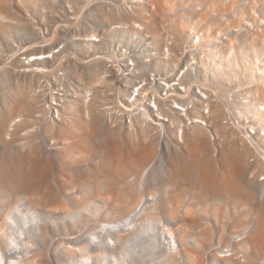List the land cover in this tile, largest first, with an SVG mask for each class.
I'll return each instance as SVG.
<instances>
[{
    "label": "bare ground",
    "instance_id": "6f19581e",
    "mask_svg": "<svg viewBox=\"0 0 264 264\" xmlns=\"http://www.w3.org/2000/svg\"><path fill=\"white\" fill-rule=\"evenodd\" d=\"M88 1L0 0V198L13 190L14 194L16 192L22 194L16 196L22 198L24 195L26 200L21 202L14 197V200L8 199L12 200L11 202L16 201L14 204L9 202L13 206L7 205L8 200L4 202L7 206L0 205V264H47L42 260L40 253L28 250L50 222V219L44 215L43 219H38L39 216H36V209L43 210L46 203L43 205L46 197H43L44 199L41 198L42 196L38 197L37 192L38 178L41 176L42 179L45 178L43 176L46 169L39 161V158L42 159L39 138L37 139L39 133L51 144H55V134L62 135L63 138L57 140L61 145L56 144V147L52 148L68 150L78 158L82 156L80 159H85L87 153L91 151L93 153L94 143L99 140L104 148L102 153L106 152L107 155L113 148H124L125 153L116 160L111 150L110 156L108 155V161L113 156L110 165L105 163V160L104 164L98 163L99 165L93 162L91 165H94L92 166L94 170L90 169L94 171L90 172L92 175L90 178L95 181L96 187L104 184V198L114 205L121 202L129 203L128 200H132L130 196L140 184V176L143 173L140 171L151 161L153 151L155 152L158 146H162L163 139L168 138L175 148L184 150L182 155L172 159V166L170 165L167 174L166 171L164 172L165 181L176 184L188 178L196 184L216 179L209 156L205 158V155H207L206 151L210 150L209 147H212L211 151L214 153L219 152L221 150L219 148H223L220 145L224 144L226 149L219 152L220 158H217V161L229 160V164L231 163L237 170L241 169L240 165L244 163L245 155L248 159L245 157L246 164L242 166L247 167L245 169L248 176L245 179H236V175L231 176L233 179L226 185L223 183L225 186H222L226 187V190L229 189L233 205L234 201L240 199L243 206H250L248 208H251L253 201L258 206L255 208L253 204L255 211L251 209L253 210L251 212L248 209L250 210L248 214H244L245 218L250 215V222L244 224L242 223L244 219L241 223L239 221L242 225V229L237 232L240 237L238 239L236 236L233 239L235 243H239L235 244L236 247L232 245L235 249L240 246L245 254L248 248H256V251L263 248L264 0ZM59 3L67 8L65 10L70 17L73 16L66 20L67 23L69 20V26L66 23L56 24L58 21L55 20V25L50 26L53 27V31L49 28L45 29V26L49 25L45 19L38 18V15L44 16L42 13H46L43 10L47 7L51 9L50 13L53 12L54 5ZM247 9L249 11L245 12ZM34 15H37L36 20ZM78 18L82 23L73 27L74 21ZM86 20L89 23L87 25ZM261 22L263 24L260 25ZM115 24L126 27L128 31L115 32L112 29ZM70 25L72 28L62 34L65 37L62 39L59 37L60 40L52 45V37H56L59 29L71 27ZM135 26H142L143 33L152 37L154 42H150L151 45H160L164 37L170 40L164 42L168 51L173 52L171 60L166 57L165 62L152 61L149 65H145L144 69L149 66L148 70L159 72L165 64L169 66L175 64V67L179 68L181 62L179 64L177 61L181 60L182 56L178 58L177 51L180 53L184 50L185 42L192 50L188 55L194 56L192 58L197 60L201 68L205 84L200 86L201 84L197 83L196 86H192V82L190 83L189 78H185L184 75L182 83L175 86L168 79L171 78L168 75L157 81V77L153 79L150 74L139 75L132 71L133 75L126 76L127 82L116 91L111 79L114 74H110L112 71L107 68L108 62H104L106 56L102 55L101 47L109 46L112 42L118 48L121 47L123 40H129V37L121 40L124 38V33L135 37L137 34L134 30ZM93 36L101 37V44L95 43ZM118 37L119 40L115 41L114 39ZM180 37H183L181 45ZM143 39L145 37H142L141 43L137 46L141 48L147 46V42ZM154 50L156 53H152L153 56L160 58V54L157 53L159 50ZM67 52L74 58L66 55ZM138 57L139 63L145 61L143 56ZM183 67L182 63L181 69ZM137 78L146 82L144 87L139 89ZM233 80H238L240 86L238 89L232 91L223 86L226 82L232 83ZM76 83L81 85V88L75 87L78 86ZM111 89H114L113 96L107 99L99 96V93L111 92ZM95 93L97 95H94ZM172 94L175 96V101L172 104L167 103L166 100H173L174 97L170 96ZM96 101H98L97 106ZM117 101L120 102L121 111L125 112L123 121L112 120L116 118L118 112L106 108ZM234 115L236 118L239 117L240 121L232 124L231 121L235 122ZM108 117L110 122L106 120ZM22 125L24 132L20 136L15 131L20 130ZM101 126L106 128V131H101ZM67 142L70 144L68 148L65 146L66 149L64 145ZM178 142L182 145L179 146ZM209 143L213 145L208 146ZM216 144H219L218 147L215 146ZM12 145L15 147L14 150ZM250 157L254 159L251 161ZM195 164L199 170L194 167ZM108 165L111 166L110 169ZM261 171L263 178L259 179L257 185L252 186L250 179L246 181L250 174L253 177H261V174H258ZM44 190L47 192L48 188L47 191L46 188ZM150 193L145 190L140 191L137 198L134 196L136 200L133 203L126 204V212L121 218L98 221L96 229L91 234L84 236L83 241L74 239L70 250L67 251L66 248V251L70 256L75 255L74 257L82 251H87L95 254L101 261L113 259L111 262L114 264H124V261L120 260L126 258L135 262L152 257L153 250H160L163 245L165 246L164 241L171 238L180 246L175 256L184 255L188 260L194 261L196 256L193 247L189 245L190 242H186V238L199 229L196 219L198 214L195 217L192 204H188L180 211L181 198L176 193L163 198L162 210H159L161 207L158 208L157 203L158 206L148 205L149 198L154 195L153 192V195ZM14 194L12 196H15ZM2 199L0 203L3 202ZM49 204L53 206L55 202L53 205ZM233 205L231 209L235 211ZM117 206L121 208L123 205ZM48 207L50 210V205ZM225 209L226 207L217 211L219 215H216L224 216ZM245 209L244 212L247 211ZM206 214L208 215V212ZM233 214L234 217L238 216L235 212ZM161 215L168 218L167 224L165 221L166 227L163 226L162 230L164 237L155 226L160 222ZM207 229H205L206 233L210 230ZM199 234L198 236L202 237L201 232ZM206 241L205 239L204 243ZM202 242L201 240L200 243ZM195 243L197 244L196 239ZM207 243L206 245H209L208 241ZM197 247L196 252L201 249L198 244ZM229 251L222 250L226 254ZM262 251L264 252L263 249ZM161 252L164 250L162 249ZM216 253L218 254V251ZM233 254H229L228 257ZM221 257L225 256L221 254ZM73 260L75 262L76 258ZM111 262L108 261L107 264H113ZM156 263L159 261L157 260ZM225 263L228 261H223V264Z\"/></svg>",
    "mask_w": 264,
    "mask_h": 264
},
{
    "label": "rangeland",
    "instance_id": "374dc122",
    "mask_svg": "<svg viewBox=\"0 0 264 264\" xmlns=\"http://www.w3.org/2000/svg\"><path fill=\"white\" fill-rule=\"evenodd\" d=\"M45 7H47V6H45ZM53 8H54L53 12H51V13L49 12V11H51V9L48 7L43 10L48 14V17H47L46 13H42V14H44V16H46V18H44V16L39 17V15H38V18H42V20L45 19V21L48 23L47 25H49V26H45V29H47V28H49V30L52 29L53 27H50V26L55 25V23H54L55 20L58 21V23H56V24H65L66 23L69 26V24H68L69 20H68V23L66 21L70 17L66 13L67 8H64V6L61 5L60 3L54 5ZM248 11L249 10L247 9L245 12H248ZM25 14H27V13H25ZM35 16H37V15H34V17ZM71 17H73V16H71ZM79 17L82 18L81 15H79ZM36 19H37V17L34 18V20H36ZM47 19H49V20H47ZM79 19L80 18H78L77 20L74 21L73 27L76 25L79 26V24L82 23ZM50 21L53 23H51ZM86 21L87 22L85 24L86 25L89 24L88 20H86ZM40 26H38V27H40ZM68 26H66L65 28L64 27L60 28L59 29L60 33L58 32V34H56V37H54L55 39L52 37V41H51L53 43L52 45H54L60 39L65 37V35L62 36V34L65 32H68V30H70L72 28L71 25H70L71 27H68ZM52 31H53V29H52ZM59 37H60V39H59ZM182 39H183V37L182 38L180 37V45L182 44L181 43ZM69 52H67L66 55H70L71 57L74 58V56L72 54H70ZM111 79H112V83H113L114 77H112ZM76 84L81 88V85H79L78 83H76ZM110 86L112 87L113 85H110ZM223 86L226 89L227 88L229 90L231 89L232 91L236 90L240 87V86H238V80H236V81L233 80L232 83H230V84H228L226 82V84H223ZM107 88H109V87H107ZM94 95H97V93H95ZM97 99L99 101L98 97H97ZM98 101L95 102L96 106H97ZM95 105H93V106H95ZM93 108H97V107H93ZM234 118H235V120H234L235 122L231 121L230 123L233 124V123H237V121H240L239 117L236 118L235 115H234ZM240 124H241V122H240ZM233 126L235 127V124ZM22 128H23V125L21 126V129ZM29 128H31V126ZM21 129L18 131H15V132H17V134L19 133L18 135H20V136L24 132V130L22 129L23 131H21ZM101 129H102L101 131H106V128H103V126H101ZM121 133H123V132H121ZM38 135L40 136V137L37 136V139L39 138L38 143H40V145H39L40 150H41L40 156L42 158V159L39 158V161L42 162V164H40L41 162H39V164L42 166L44 165V168H46L45 174L43 176L45 178L42 179L41 178L42 176L38 178V183H39L38 184V190H37L38 197H41V196H42L41 198L46 197L45 199L43 198L44 199L43 205L46 202L44 206H47L49 203H52V205H53L54 202H55V204L53 206H51V204H49L50 210H48L49 205L47 206V208L42 205L44 208L43 210L36 209V214H37L36 216L41 217V218L38 217V219H43L46 216L47 218L50 219V222L47 225V228H45L44 231L42 232V235L37 239V241L34 242V244L32 246L30 245L29 249L28 248L27 249L33 253H40L42 255V260L45 263H47V264H50V263L51 264H72V263H74V264H107L108 261L111 262L113 259H104L101 261L95 254H93L91 252L88 253L87 251H82L81 252L82 254L79 253L78 255H76L77 257H74L75 255L70 256L67 251L70 250L69 248L71 247V242H73L74 239L79 240V241H83V239L87 235L91 234L96 229V225H97L98 221L103 220V219L106 221H112V220H117V219L121 218L124 215V213L126 212V209H125L126 204L129 205V203H131V202L133 203L134 200H136L135 198H137L138 193L140 191L145 190V192L149 191V192H151L150 194H152V192L154 194V195L152 194L153 196L149 198L148 205H154V204L156 205V203H157L159 205V206L156 205V206H158V208H160L162 206L161 203L164 201L163 198H166L168 196H171V194H176V193L178 195H180V198H181L180 199V201H181L180 211L184 207H186L188 204H192L195 217H196V214H198L197 215L198 218L196 217V219H197V224H198L199 229H197V231H194L193 234L189 235V237L186 238V242L187 243L190 242L189 245L193 247V251H194L193 253L196 256L195 259L196 258L197 259L196 260L194 259V261H195L194 262L193 259L188 260L187 257H185L184 255H181V256L178 255L179 257H177V255L175 256V253L178 252V250L180 249V246L177 242L173 241L169 237L170 239L164 241L165 246L163 245L160 248V250L159 249L153 250V254H152L153 256L152 257H148L147 259L137 260L135 262L128 260L126 258L124 260H120L122 262L124 261V264H132V263L133 264H137V263L138 264H189V262H191V261L192 262L190 264H223V261L224 262L228 261L229 264H245V263L255 264V262H256V264H264V257H262V255H264L263 254L264 252L262 251V249L264 250V247L261 248L260 250L257 249L258 252L256 251V248H253V247H252V249L248 248L249 250L246 249L247 254H245V253H243L244 251L240 248V246H239V248L237 247L238 250L235 249V247H236L235 244H238L239 242L235 243L233 240L234 237H236V236L238 237V239L240 237L238 235V233H239L238 231H240L242 229V227H241L242 225L240 224L242 222V219H244L242 222L244 224L251 221L250 215H248L245 218L244 214L247 215L248 214L247 212L250 211L251 209H253L255 211V209L253 208V204L255 205V201H253V203H251L252 204L251 208H248L249 205L248 206L244 205L245 206L244 207L243 204H241L242 203L241 200L238 199V200H236L238 204H236V201H234V205L235 206L238 205L235 208V206L232 204L233 201H231L232 200L231 195H229V189L226 190L225 189L226 187H224L226 185V183L230 182L231 179H233L232 177H234L235 175H236L235 176L236 179H245L248 176L247 175V169H245L247 167L242 166V165L246 164L245 162L248 159L247 156L244 155L243 159L245 161L242 165H240L241 169L236 170V168H234V166L231 163L229 164V162H230L229 160L217 161V158H220L219 152L220 151L222 152V150L225 151V149H226V148H224V146H225L224 144L220 145V146H223V148H219V149H221V150H219V152L215 151L213 153L211 151L212 147H209L210 150L208 149L206 151L207 155H205V154L204 155H205V158L207 156H209L208 159L210 160V163L212 164L211 167H212V170L214 171L213 173L218 178L216 177V179H214L212 181H208L207 183H200V184H196L195 181L193 182L189 178L183 180L182 182H180V184H176L173 182L172 183L166 182L164 177L166 176L168 170L171 168L170 165L172 164V159L174 157H176L177 155L178 156L182 155L184 153L183 152L184 150L182 148L181 149L175 148L173 146V144L171 143V141H169L168 138H165V139H163L162 146H158V148H157L158 150L156 149L155 152L153 151V154H152L153 157H151L152 159L150 158L151 161H149L148 164L146 165V167L144 169L142 168V171H140L141 173L143 172L142 175L140 174L141 175L140 176V184L137 187H135L136 190L134 189L133 193L131 194L133 196V197L130 196V198H132V200L129 199L130 200V201L128 200L129 203H127V202L118 203V204L124 206V207L122 206L120 208L119 206H117L118 205L117 203L114 205V203L110 201V203H111L110 204L108 202V200H106V198H104L105 197V194H104L105 186H104V184H101L98 186L101 189L100 190L98 187H96L97 185H96L95 181L90 177L92 176L91 173L94 172V171H92V170H94V167H92L94 165H91L93 162L96 163V165H97L98 163L102 164L103 161L105 160V163H108L110 165L111 157L115 156V160H116L117 157H119L120 155L122 156V153L124 154L125 153L124 151H126V150H124V148H113V149H111V150H113L114 154L112 153L113 156H111L110 160L108 161V158H109L108 155L110 156L109 153L111 152V150L109 149L110 150L109 153L107 151L108 155L105 154L106 152L102 153L104 148H103L101 141L99 140V141H96L94 143L95 151L93 150V153H92V151L87 153L88 154V155L86 154L87 156L83 155L84 157L86 156L85 159H83V158L80 159L82 156H80V158H78V157L74 156L72 153H70L68 150L63 151V150H59L56 148H54V149L52 148L56 144L61 145V143H59L57 140H60L61 138H63L62 135L58 136L60 134H55L56 135V136H54V140L56 139L55 141L53 140V136H52V140L55 142V144H51L50 142L46 141L45 138H42L40 133ZM15 136H16V134H15ZM56 137H58V139ZM68 144H70V142H67V144H65L64 147L65 146L67 147ZM13 145H15V144H13ZM13 145H12V148L14 150L15 147H13ZM178 145L181 146L182 144L178 142ZM209 145L212 146L213 144L211 145V143H209L208 146ZM218 145L216 144L215 146L218 147ZM98 146H99V148H97ZM250 149H251V147H250ZM0 150H1V147H0ZM251 151L254 153L253 149ZM90 153H92L91 156H89ZM0 154H1V151H0ZM105 155L107 157H105ZM254 155H256V154H254ZM104 158H107V159H104ZM249 159L252 161L254 158L250 157ZM106 160H107V162H106ZM112 160H113V158H112ZM110 167L111 166H109L108 168L110 169ZM194 167L197 170H199V167L196 164ZM243 167H244V169H243ZM91 168H92V170H90ZM164 172L166 174H164ZM258 174H261V176H262V171ZM258 174H257V176H258ZM250 175L251 176H249L246 179V181H248V179H250L252 181V184H253V185L251 184L252 186L257 185V183H259V179H261V177L260 176L259 177H256V176L253 177L252 174H250ZM43 180H45V182ZM224 180L226 182H224ZM40 181H42V183H40ZM220 181H221V183H220ZM218 182H219V184H218ZM208 183H209V185H208ZM216 184H218V185L216 186ZM222 185H224V186H222ZM41 186H42V188H41ZM45 188H46V191L48 188L47 192H45V190H44ZM222 188H224L225 190ZM42 189H43V191H42ZM40 191L42 193H44V195L46 193L47 194L45 196L42 193L39 194ZM99 191H101V192H99ZM12 192L9 193L11 195H9V194L3 195L4 197H2V198L4 200L2 198H0L3 200V202L0 203L1 206H5L7 203H8L7 205H11L12 203L14 204V202H16V201L11 202L12 200H14V197L16 198V200H20L21 202L23 200H24V202L26 201L24 198L25 197L24 195L21 198L20 196H16L17 192H16V194H14L13 190H12ZM49 192H51V193H49ZM13 194L15 196H12ZM20 194L21 193H19L17 195H20ZM99 195H101V197H99ZM5 196H10V197L8 198ZM134 196H135V198H134ZM47 197L48 198L50 197V198L47 199ZM102 197L104 198V200ZM52 198L55 200H53ZM8 199H12V200L9 201ZM46 199H47V201H46ZM227 200L231 203H228ZM6 201H7V203L5 204L4 202H6ZM225 201H226V204H225ZM9 202H11V204H9ZM221 202L223 203V205H221ZM239 203L241 205H239ZM213 204H215V205L212 206ZM216 204H217V206H216ZM231 204L233 205V207H234L233 209H235V211L234 210L232 211V209H231L232 205ZM11 206H13V205H11ZM194 206L195 207L197 206V207L195 208ZM222 206H224V207H222ZM228 206H229V208H228ZM220 207H222V208H220ZM225 207H226V209H225L226 213L222 212L224 216L218 217L216 214L219 215L218 212ZM254 207L256 208L258 206L255 205ZM203 209L205 210V212H202V211H204ZM244 209L247 211L244 212ZM248 209H250V210H248ZM159 210H162V207ZM199 210L201 213L199 212ZM253 210H251V212H253ZM40 211L42 214L40 213ZM43 211L45 214L43 213ZM206 212H208V215L206 214ZM234 212L238 216L235 215L236 217H234V214H233ZM204 213L206 214V217H204V215H205ZM47 214H49V215H47ZM212 214H214V215H212ZM43 215H44V217H43ZM200 215L203 216V219H202V216H200ZM226 216L228 219L225 218ZM233 217H234V219H233ZM166 218L167 217L165 215H161L160 219H159L160 222L155 225L157 231L161 235L163 233L162 232L163 226L166 227V224L168 221V218L167 219ZM216 218H217V220H216ZM239 218H241V220ZM198 219H200V220H198ZM225 220H227V221H225ZM165 221H166V224H165ZM215 221H217V222H215ZM219 221H221L220 224L218 223ZM239 221H240V223H239ZM202 222L205 225H203ZM238 223L240 225L239 227H238ZM50 224H51V226H49ZM202 225L206 226V228H208L207 230L210 229L209 232L207 231L209 234L205 232L206 228L203 227ZM232 226H235V227H233L234 229L232 228ZM198 231L201 232V236L204 238V240L202 237L198 236V235H200L199 234L200 232H198ZM204 232L206 234H204ZM192 235L196 236L198 238L193 237ZM164 236L165 235L163 234L162 237H164ZM195 239H196L197 244L200 245V247H201V249L199 248L198 252H196V250H198V247H197V244L195 243ZM205 239L209 242V245H206L207 241L204 243ZM201 240L203 241L202 243H200ZM204 245H206V246L204 247ZM195 247H196V249H195ZM232 247H234V250ZM66 248H67V251H66ZM162 249L164 250V252H161ZM254 249H255V251H253ZM222 250H227V251L230 250V251L226 254L225 252H222ZM231 250H232V252H231ZM216 251H218V254L221 253L225 257H221V254L218 256ZM235 251L240 253V254L239 255H237L238 253L235 254L234 253ZM241 252H242V254H241ZM261 253H262V255H261ZM229 254H233V255L228 257ZM243 255L246 258H247V256L249 258L246 259ZM226 256H227V258H226ZM254 256H255V258L256 257H259V258L255 259ZM72 258L73 259L76 258L75 262ZM87 258H90V260H86ZM91 258H92V260H91ZM198 258H199V260H198ZM221 258H222V260H221ZM225 258H226V260H225ZM228 258H230V259L227 260ZM157 260L159 261V263H156ZM111 263H113V262H111ZM228 263H225V264H228Z\"/></svg>",
    "mask_w": 264,
    "mask_h": 264
},
{
    "label": "built area",
    "instance_id": "2783aa9c",
    "mask_svg": "<svg viewBox=\"0 0 264 264\" xmlns=\"http://www.w3.org/2000/svg\"><path fill=\"white\" fill-rule=\"evenodd\" d=\"M261 24H263V22H261L260 25ZM112 29L115 32H118L121 30H124L126 32L128 31L126 27L123 28L121 26H118L117 24L113 25ZM134 30L137 33L135 35V37L132 34L127 35L126 33H124V38H121V40L125 39L126 37H129V40H123L122 41L123 44L120 45L121 47L118 48L117 46H115L114 42L109 43V46H104V48L101 47L102 55L106 56V58H105L106 60L104 62H108L107 68L112 71V72H110V74L111 75L114 74V75H112V77H114L113 84H114V88H116V91L121 89L122 85H124V82H127L126 76H132L133 75V74H131L132 71L139 73V75H140V73L141 74H150V76H153L152 77L153 79L155 77H157V79L155 78L157 81L162 79L163 76L168 75V77H171L168 79L171 80V83L174 84L175 86L178 83L179 84L182 83V81H183L182 77L184 75H185V78L186 77L189 78L190 83L192 82V86H196L197 83L201 84L200 86L205 84L203 82L204 75L202 74L201 68H200L199 64L196 62L197 60L193 59L194 56L188 55V52H191L192 50H191L189 44L188 43L186 44L185 42H184L185 46L183 47L184 50L181 51L180 53H179V51H177L178 52V58H181V56H182V59L181 60L179 59L177 61L179 64H180V62H181V64L182 63L184 64V67L182 69H181V64H180V67L178 66L179 68L175 67V64L174 65L172 64L173 66H169L168 64H165L161 71L158 70L159 72H154V71L148 70L149 66H147V68L144 69V66L149 65L152 61L153 62L154 61L165 62L166 57L168 58V60H171V57L173 56V52L171 50L168 51L167 45L165 43L166 40H167V42H169L170 40H168L165 37L164 38L162 37L163 42L160 45H156V44L151 45L150 42H154V41H152V37H149L146 35V33H143L144 28L142 26H135ZM142 37H145V39H143V41L147 42V44H146L147 46H144L141 48V47L137 46V44L141 43ZM100 39H101V37L96 38L95 43L99 42L98 44H101L100 42L102 40H100ZM114 40L118 41L119 37L115 38ZM145 47L147 48V51H146ZM154 49L159 50V52L157 51V53L160 54V58L153 56L154 54H152V53H156V51ZM56 50H58V48H56ZM54 53H55V51H54ZM182 53H183V55H181ZM138 56H143L145 58V61L139 63L140 59ZM50 58H51V56H50ZM186 58H189V59L186 60ZM185 60L188 62L186 63ZM136 83L138 84L139 89H140L141 87L145 86L146 82L142 81L141 78H139V79L137 78ZM75 87H79V86H75ZM112 93H114V89H111V92H109V91L104 92V93L101 92V93H99V96L103 97L104 99L105 98L107 99V97H110L111 95L113 96ZM162 94H164V93H162ZM170 96L174 97L173 100H171V101L166 100V102L172 104L175 101V96H173V94ZM176 100H180V99L176 98ZM103 102L104 101H102L101 104H103ZM119 103L120 102H118V101L113 102L112 105H109L106 108H111L112 111L118 112V115H116V118H114L112 120H118L119 121L122 119V121H123L124 116H125V112L121 111ZM106 120L108 122H110L109 117ZM161 137L163 138V135ZM262 178H263V176H261V179Z\"/></svg>",
    "mask_w": 264,
    "mask_h": 264
},
{
    "label": "snow or ice",
    "instance_id": "6c2138e0",
    "mask_svg": "<svg viewBox=\"0 0 264 264\" xmlns=\"http://www.w3.org/2000/svg\"><path fill=\"white\" fill-rule=\"evenodd\" d=\"M92 39H93V40H95V39H96V37H95V36H93V37H92Z\"/></svg>",
    "mask_w": 264,
    "mask_h": 264
}]
</instances>
